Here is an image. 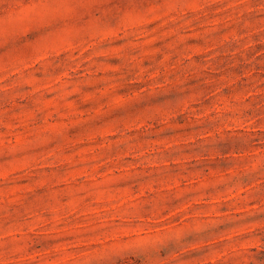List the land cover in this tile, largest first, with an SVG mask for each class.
I'll use <instances>...</instances> for the list:
<instances>
[{"label": "rangeland", "instance_id": "1", "mask_svg": "<svg viewBox=\"0 0 264 264\" xmlns=\"http://www.w3.org/2000/svg\"><path fill=\"white\" fill-rule=\"evenodd\" d=\"M0 264H264V0H0Z\"/></svg>", "mask_w": 264, "mask_h": 264}]
</instances>
